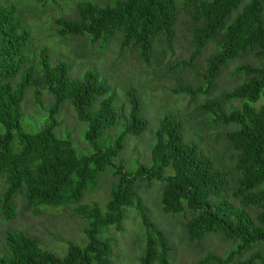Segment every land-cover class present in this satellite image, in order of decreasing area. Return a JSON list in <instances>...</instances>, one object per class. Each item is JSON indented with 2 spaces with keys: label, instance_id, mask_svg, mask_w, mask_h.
<instances>
[{
  "label": "trees",
  "instance_id": "1",
  "mask_svg": "<svg viewBox=\"0 0 264 264\" xmlns=\"http://www.w3.org/2000/svg\"><path fill=\"white\" fill-rule=\"evenodd\" d=\"M182 13L191 27L193 52L188 62L178 66L190 67L204 86L192 90L179 84L174 93L192 97L209 94L231 61L245 57L257 61L238 66L236 72L243 82L207 99L192 116L196 120L209 115L213 126L233 127L223 133V150L228 152L231 166L216 168L211 154L205 155L198 144L185 141L179 124L165 117L155 133L151 164L128 174L112 160L123 148L125 136L140 135L145 129L137 99L128 95L131 110L113 144L97 147L98 139L118 119L110 99L104 98V86L92 73L73 78L62 62L51 63L46 49L36 54L37 62L30 61L29 33L23 21L14 7L0 4V179L5 184L1 215L15 218L14 198L22 196L27 211L75 205L76 212L86 219L85 243L68 242L61 257L41 249L32 236L16 230L8 233L7 255L0 257V264H114L110 237L103 230L110 226L120 230L124 208L133 205L146 230L138 264H174L167 234L144 212L135 185L137 178L162 184V212L187 215L183 233L190 244L199 247L210 234L232 244L225 255L209 253L199 264H264V105L252 106L264 97V0H116L106 6L84 3L77 5L75 19L57 18L54 24L61 37L86 34L94 41H108L119 34L121 48L138 52L148 64L155 44L171 48ZM209 45L214 51L199 75L193 61ZM154 57L161 63L164 50ZM173 69L168 68L163 76L171 78L169 71ZM42 94L49 95L51 103L43 102ZM28 97L33 98L40 113H45L43 116L53 120L34 133L26 132L21 124ZM235 100L242 101L241 106L226 111V103ZM64 103L87 125L84 139L94 147L93 153L77 156L70 142L55 137L53 129L59 123L54 115ZM109 167L116 181L104 210L96 205L76 207L89 185L95 181L94 187L98 175Z\"/></svg>",
  "mask_w": 264,
  "mask_h": 264
},
{
  "label": "rangeland",
  "instance_id": "2",
  "mask_svg": "<svg viewBox=\"0 0 264 264\" xmlns=\"http://www.w3.org/2000/svg\"><path fill=\"white\" fill-rule=\"evenodd\" d=\"M115 1L0 0V4L14 7L23 21L25 30L29 33L30 47L27 50L30 61L36 60V54L46 49L51 63L62 62L73 78H81L86 73H92L104 86L107 91L104 98L110 99L112 108L118 113V119L113 128L104 131L97 141V147L107 148L113 144L114 139L123 131L131 110L128 95L132 94L137 99L142 109V118L146 122L145 129L140 135L125 136L123 148L112 160L114 166H122L128 174H134L140 166H149L155 133L165 117H171L179 124L185 141L198 144L205 155L211 154L216 168L226 169V166H231L229 154L223 150L225 145L223 133L233 127L213 126L209 115H201L196 120H193L192 116L197 114V108L201 103L219 97L222 92L229 91L243 82V77L236 72L238 66L247 63L256 64L257 61L250 57L231 61L216 80L213 91L192 97L173 92L179 84L192 90L204 86L201 77L197 76L190 67L178 66L180 62H188L193 52L191 27L184 13L179 16L176 23L171 48L155 44L153 57L148 64L140 59L138 52L130 48H121L119 34L108 41L103 39L94 41L86 34L81 37H61L57 34L55 19H75L77 5L88 3L106 6L112 5ZM162 50H164V59L158 64L154 56ZM213 51L212 45H209L193 61V64L197 65L199 75L203 74L206 59ZM172 66L175 69L169 71L171 78L164 77L163 74ZM177 76L180 77V81L177 80ZM28 94L33 96L32 91ZM41 99L43 102L52 101L47 94H42ZM97 100L99 99L95 102ZM241 102L239 100L227 102L224 109L229 111L239 108ZM261 105H264V97L252 104L255 108ZM22 109L24 113L21 124L26 132L34 133L47 121H53L48 120L47 115L43 116L44 112L40 113L32 97H28ZM54 120L56 124L59 123L53 129L55 137L70 142L77 156L94 152V147L84 139L87 125L77 120L75 111L69 104H63L58 114L54 115ZM12 147L15 148V145ZM110 170L109 167L98 175L96 185L92 187L95 181L89 185L90 188L76 207L96 205L100 210H104L112 184L116 181ZM135 185L147 218L167 234L172 244L171 258L174 264H199V261L209 253L223 256L232 248V244L216 234L208 235L209 237L204 239L199 247L190 244L183 233V223L187 215L174 216L162 212L160 204L162 184L155 180L145 181L137 178ZM4 190L5 184L0 179V257L7 255L6 236L16 231L36 238L41 249L59 257L66 254L68 242L78 245L85 243L83 229L86 226V219L76 212L75 205L44 207L39 208L37 212L27 211L26 200L24 201L22 196H17L14 198L16 217L10 220L1 215ZM103 233L110 237V259L114 264H138V257L144 248L146 230L142 226L136 205L124 208L120 230L110 226L105 228Z\"/></svg>",
  "mask_w": 264,
  "mask_h": 264
}]
</instances>
